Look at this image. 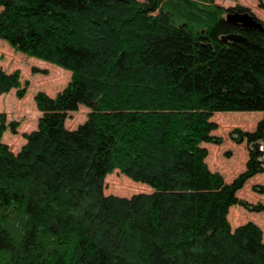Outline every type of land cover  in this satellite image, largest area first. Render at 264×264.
I'll list each match as a JSON object with an SVG mask.
<instances>
[{
    "label": "trees",
    "instance_id": "16d2710c",
    "mask_svg": "<svg viewBox=\"0 0 264 264\" xmlns=\"http://www.w3.org/2000/svg\"><path fill=\"white\" fill-rule=\"evenodd\" d=\"M213 0H0V40L69 70L67 86L35 94L36 129L13 152L0 115V264H264V234L253 222L233 230L232 205L263 170L250 149L246 167L225 182L202 143L216 112H262L264 31L225 21ZM240 33L246 41H221ZM0 67V93L20 89ZM90 112L74 129L65 118ZM15 129V124L10 123ZM118 169L151 192L105 195ZM264 193V186H253Z\"/></svg>",
    "mask_w": 264,
    "mask_h": 264
},
{
    "label": "rangeland",
    "instance_id": "374dc122",
    "mask_svg": "<svg viewBox=\"0 0 264 264\" xmlns=\"http://www.w3.org/2000/svg\"><path fill=\"white\" fill-rule=\"evenodd\" d=\"M215 4L229 8H246L264 23V0H213ZM0 67L7 73L18 71L20 75V89L25 87V93L18 97V89L13 88L8 92L0 93V115L5 117L6 129L2 141L7 143L13 152H17L25 143L24 133L36 129L41 112L35 104V94L44 92L53 97L63 90L71 79L69 70L58 67L52 63L28 56L13 47L6 41L0 40ZM90 108L79 105L77 110L67 113L65 126L74 129L86 121ZM263 118L262 112L250 111H224L216 112L211 116V121L216 123V128L211 132L220 138L219 144L202 143L207 149L206 163L213 172L221 174L225 182H231L238 174L244 171L249 157V150L257 145L258 151L264 159V130L262 138L247 142L243 138L237 139L239 132H253L257 123ZM15 124V129L10 128V123ZM253 186H264L263 170L247 180L245 185L237 191L236 196L241 201L260 207V210L247 209L240 204L232 205L227 214L231 229L253 222L257 224L264 234V193L254 190ZM152 189L145 184L132 181L120 173L118 169L108 173L104 178L103 192L105 195L130 197L140 192H151Z\"/></svg>",
    "mask_w": 264,
    "mask_h": 264
},
{
    "label": "water",
    "instance_id": "95a60500",
    "mask_svg": "<svg viewBox=\"0 0 264 264\" xmlns=\"http://www.w3.org/2000/svg\"><path fill=\"white\" fill-rule=\"evenodd\" d=\"M225 21L229 24L239 26L245 30L264 31V23L258 19L253 13L246 11L227 12ZM221 41H246V38L240 33H228L220 37ZM257 149V145L253 146Z\"/></svg>",
    "mask_w": 264,
    "mask_h": 264
},
{
    "label": "flooded vegetation",
    "instance_id": "af4514ba",
    "mask_svg": "<svg viewBox=\"0 0 264 264\" xmlns=\"http://www.w3.org/2000/svg\"><path fill=\"white\" fill-rule=\"evenodd\" d=\"M246 9V8H245ZM247 10V9H246ZM248 11V10H247Z\"/></svg>",
    "mask_w": 264,
    "mask_h": 264
}]
</instances>
